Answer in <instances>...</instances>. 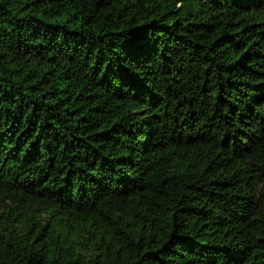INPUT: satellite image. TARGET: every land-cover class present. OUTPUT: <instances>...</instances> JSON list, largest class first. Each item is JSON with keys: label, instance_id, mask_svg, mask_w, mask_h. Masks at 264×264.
<instances>
[{"label": "trees", "instance_id": "obj_1", "mask_svg": "<svg viewBox=\"0 0 264 264\" xmlns=\"http://www.w3.org/2000/svg\"><path fill=\"white\" fill-rule=\"evenodd\" d=\"M0 264H264V0H0Z\"/></svg>", "mask_w": 264, "mask_h": 264}]
</instances>
